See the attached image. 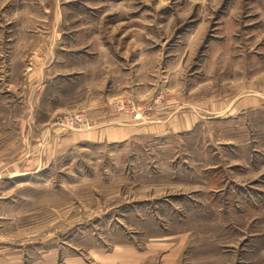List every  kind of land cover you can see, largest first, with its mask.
Instances as JSON below:
<instances>
[{
  "label": "rangeland",
  "instance_id": "374dc122",
  "mask_svg": "<svg viewBox=\"0 0 264 264\" xmlns=\"http://www.w3.org/2000/svg\"><path fill=\"white\" fill-rule=\"evenodd\" d=\"M55 13L95 23L94 36L119 42L161 79L151 104L168 90L183 108L198 101L199 120L189 131L64 147L38 190L24 193L15 228L53 229L48 242L71 251L129 244L179 251L170 264H264V0H0L1 96L5 72H26L33 53L46 52ZM254 94L257 105L226 113ZM214 102L224 108L210 111ZM131 103L138 119L151 109L128 94L108 106L133 117ZM49 125L91 127L80 106Z\"/></svg>",
  "mask_w": 264,
  "mask_h": 264
},
{
  "label": "crops",
  "instance_id": "0c3cea01",
  "mask_svg": "<svg viewBox=\"0 0 264 264\" xmlns=\"http://www.w3.org/2000/svg\"><path fill=\"white\" fill-rule=\"evenodd\" d=\"M53 16L56 18L44 36L46 52L33 53L26 72L10 68L4 73L9 86L0 95V264H153V259L158 264H170L179 251H143L129 244L102 251H71L48 242L55 240L53 229L40 234L25 232L24 226L15 228L18 222L14 215L24 205V193L38 190L41 176L49 175L51 162L64 147L189 131L199 120L198 101L183 108L177 95H170L168 90L151 104L161 79L153 77L150 67L143 63L130 62L128 53L117 51L119 42L105 40L101 34L94 36L101 31L95 23L60 19L58 13ZM18 42L15 46H21ZM127 94L142 104H151L143 118L114 113L109 108V101ZM54 100L62 104L56 106ZM258 102L256 94L241 96L229 104L226 113ZM78 106L87 112L91 127L61 131L49 125L56 111ZM208 108L216 111L224 107L214 102ZM41 111L46 113L42 120ZM10 113L11 118H3ZM9 190L11 194H7ZM34 239L44 241L39 246Z\"/></svg>",
  "mask_w": 264,
  "mask_h": 264
},
{
  "label": "built area",
  "instance_id": "2783aa9c",
  "mask_svg": "<svg viewBox=\"0 0 264 264\" xmlns=\"http://www.w3.org/2000/svg\"><path fill=\"white\" fill-rule=\"evenodd\" d=\"M120 108H123V106L121 105ZM120 108H118V109H120ZM116 111H118V110H116ZM127 112L130 113V114H133V117L135 119H138L141 116V113L136 110V106L133 103H131V109L127 110Z\"/></svg>",
  "mask_w": 264,
  "mask_h": 264
}]
</instances>
